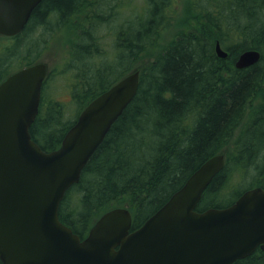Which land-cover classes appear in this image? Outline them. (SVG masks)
<instances>
[{
  "label": "trees",
  "instance_id": "16d2710c",
  "mask_svg": "<svg viewBox=\"0 0 264 264\" xmlns=\"http://www.w3.org/2000/svg\"><path fill=\"white\" fill-rule=\"evenodd\" d=\"M125 1L43 0L21 34L0 35V84L39 63L48 33L73 38L69 92L77 115L69 118V102L47 98L48 76L31 127L47 152L61 146L95 98L140 71L135 99L61 203L60 220L82 239L117 207L129 208L138 229L218 154L226 165L203 193L199 212L264 188V0H190L179 16L176 0H145L142 11ZM174 23L179 29L165 40ZM218 43L228 58L218 56ZM248 50L259 51L260 61L236 68ZM233 264H264V251Z\"/></svg>",
  "mask_w": 264,
  "mask_h": 264
},
{
  "label": "water",
  "instance_id": "95a60500",
  "mask_svg": "<svg viewBox=\"0 0 264 264\" xmlns=\"http://www.w3.org/2000/svg\"><path fill=\"white\" fill-rule=\"evenodd\" d=\"M43 0H0V35L26 28ZM218 56L229 53L220 43ZM257 50L240 54L238 69L256 65ZM49 74L44 62L20 69L0 84V261L2 264H233L264 251V188L246 190L232 205L199 212L223 154L207 160L169 201L133 230L129 208L104 213L82 239L59 216L66 192L79 183L91 157L135 99L140 71L95 98L45 151L32 137Z\"/></svg>",
  "mask_w": 264,
  "mask_h": 264
},
{
  "label": "rangeland",
  "instance_id": "374dc122",
  "mask_svg": "<svg viewBox=\"0 0 264 264\" xmlns=\"http://www.w3.org/2000/svg\"><path fill=\"white\" fill-rule=\"evenodd\" d=\"M190 0H176V15H183L185 13L186 5ZM132 3V6L138 7V11H142L146 6L145 0H126L125 3ZM131 7L129 4L123 8L122 14L129 10ZM128 13L123 14L121 17L125 19ZM114 25V24H113ZM117 25V23H116ZM178 28L176 23L165 34V40L169 38ZM50 37L49 43L46 45V48L40 53L37 58V62H44L48 65L49 68V83L47 88V98L52 100H57L62 103H68V113L69 118L74 119L77 115L78 108L70 102L72 100L70 85L73 83L71 81L73 73L69 71L70 65V44L73 41V38H70V35L67 32L58 31L54 32L53 35L48 33ZM71 39V42H70ZM70 42V43H69ZM68 68V69H67ZM62 74V75H61ZM232 146L229 144V146Z\"/></svg>",
  "mask_w": 264,
  "mask_h": 264
},
{
  "label": "bare ground",
  "instance_id": "6f19581e",
  "mask_svg": "<svg viewBox=\"0 0 264 264\" xmlns=\"http://www.w3.org/2000/svg\"><path fill=\"white\" fill-rule=\"evenodd\" d=\"M173 18V17H172ZM54 31V30H53ZM77 38V37H76ZM70 54V53H69ZM68 69V68H67Z\"/></svg>",
  "mask_w": 264,
  "mask_h": 264
}]
</instances>
